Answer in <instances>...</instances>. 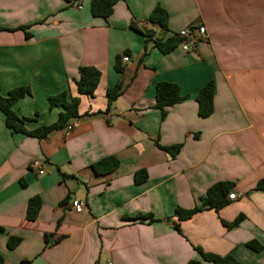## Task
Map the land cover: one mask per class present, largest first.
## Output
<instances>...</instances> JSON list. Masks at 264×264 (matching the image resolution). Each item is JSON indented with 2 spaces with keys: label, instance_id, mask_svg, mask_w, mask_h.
<instances>
[{
  "label": "crops",
  "instance_id": "crops-1",
  "mask_svg": "<svg viewBox=\"0 0 264 264\" xmlns=\"http://www.w3.org/2000/svg\"><path fill=\"white\" fill-rule=\"evenodd\" d=\"M162 7L168 30L149 22ZM135 24L137 29L133 28ZM207 38L191 52L162 54L140 30L168 38L193 26ZM1 94L30 87L14 110L27 130L51 125L60 109L48 97L70 90L80 67H95L94 97L82 96L81 117L68 134L46 139L13 133L0 112V256L3 264H187L206 253L264 264V0H120L107 18L65 0H0ZM19 27H29L27 38ZM127 53V54H126ZM128 56L123 73L117 57ZM214 81V110L198 113L200 90ZM122 83L107 111L106 92ZM172 83L183 100L155 108L156 86ZM181 145L177 156L160 149ZM106 157L119 168L106 175L92 166ZM38 160L43 175L31 167ZM145 170L147 180L135 183ZM230 182L242 198L218 212L204 210L180 223L175 210L193 209L217 183ZM231 191V192H232ZM39 197L37 218L28 202ZM74 199L84 204L76 213ZM153 215L154 221L134 220ZM238 217L237 226L228 228ZM49 236L50 242H46ZM11 238L19 239L9 248Z\"/></svg>",
  "mask_w": 264,
  "mask_h": 264
},
{
  "label": "trees",
  "instance_id": "trees-1",
  "mask_svg": "<svg viewBox=\"0 0 264 264\" xmlns=\"http://www.w3.org/2000/svg\"><path fill=\"white\" fill-rule=\"evenodd\" d=\"M66 2L73 4L79 0H65ZM81 1V0H80ZM120 0H91V12L94 17L107 19L114 11V6ZM149 22L160 30H168V13L160 6H157L149 17ZM133 28L137 29L136 25L132 24ZM29 27H19V30H23L27 36L30 37L27 29ZM4 30L0 27V31ZM138 30V29H137ZM146 39V42H154V46L162 53L168 54L173 50L179 48L181 40L177 35H173L168 38L156 37L153 30H140ZM127 54V53H126ZM121 57H117L116 71L119 74L123 73V66L121 63ZM101 81V72L95 67H80L78 78L75 80L77 87V96H73L70 92L64 91L54 96L48 97V106L50 110L60 109L58 119L51 125H43L35 130H27L25 127L26 122L32 119L20 118L14 110L15 104L25 97L31 96L32 92L30 87H17L10 90L7 96L1 94L0 86V112L5 118V124L9 130L13 133H21L28 137H35L38 139H46L52 131H59L66 128L73 121L78 120L81 115L79 113V106L82 96L94 97L95 92ZM122 92V83L119 82L113 87L107 89V111H109ZM214 97H215V84L214 81H209L199 92L197 97L198 113L202 118L211 116L214 110ZM183 98L180 95L179 87L172 83H159L156 86V104L155 108L161 110L162 116L165 117L167 109L173 107L175 104L181 102ZM158 147L172 157L177 156L181 149V145H174L170 147ZM120 162L115 157H106L95 164H93V170L100 175L110 174L119 168ZM147 180V173L145 170H140L135 173V183L141 184ZM233 189V184L230 182L217 183L206 192V195L201 198V203L193 209L177 208L175 210L176 222L174 229L181 234L180 223L190 220L196 214L203 212L204 210H214L218 212L223 207L229 204L228 195ZM257 191H264V180L260 181L255 188ZM41 208V201L39 197L32 198L28 202L27 207V219L33 221L37 218ZM140 221H154L153 215L137 216L134 220ZM242 217H238L234 223L227 224L223 222L228 228L237 226ZM19 242V239L11 238L9 240V248H14ZM46 242L49 243V236H46ZM249 248L254 251H261L264 247L257 241H252L247 244ZM195 251L200 256V259L189 261L187 264H245L239 262L232 255H215L212 253H206L201 248L195 247ZM0 264H3V258L0 256Z\"/></svg>",
  "mask_w": 264,
  "mask_h": 264
},
{
  "label": "built area",
  "instance_id": "built-area-1",
  "mask_svg": "<svg viewBox=\"0 0 264 264\" xmlns=\"http://www.w3.org/2000/svg\"><path fill=\"white\" fill-rule=\"evenodd\" d=\"M74 6L81 8V1H75L73 3ZM177 37L181 40L179 48L184 51V52H191L192 50H194L197 45L201 42L204 41L207 38V31L206 28L202 25L200 26H193V27H189L186 28L184 30H181L178 34ZM130 61V58L128 56H124L122 58V63H128ZM73 129V124H69L66 129L65 132L66 133H70ZM31 167L34 169L38 170V173L40 175L44 174V170L42 169V164L40 161L38 160H33L31 162ZM242 194H237L235 192H231L228 195V200L234 201V200H238L240 198H242ZM71 206L73 208V210L76 213H81L83 211L84 208V204L77 200L74 199L71 203Z\"/></svg>",
  "mask_w": 264,
  "mask_h": 264
},
{
  "label": "water",
  "instance_id": "water-1",
  "mask_svg": "<svg viewBox=\"0 0 264 264\" xmlns=\"http://www.w3.org/2000/svg\"><path fill=\"white\" fill-rule=\"evenodd\" d=\"M64 129H65V128H64ZM64 129H63V130H64Z\"/></svg>",
  "mask_w": 264,
  "mask_h": 264
}]
</instances>
